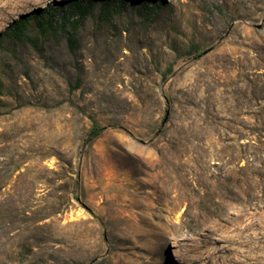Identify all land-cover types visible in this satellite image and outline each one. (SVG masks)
<instances>
[{
  "label": "rangeland",
  "instance_id": "374dc122",
  "mask_svg": "<svg viewBox=\"0 0 264 264\" xmlns=\"http://www.w3.org/2000/svg\"><path fill=\"white\" fill-rule=\"evenodd\" d=\"M79 1L0 0V264H264V0Z\"/></svg>",
  "mask_w": 264,
  "mask_h": 264
},
{
  "label": "trees",
  "instance_id": "16d2710c",
  "mask_svg": "<svg viewBox=\"0 0 264 264\" xmlns=\"http://www.w3.org/2000/svg\"><path fill=\"white\" fill-rule=\"evenodd\" d=\"M71 9H75V13L78 14L80 17H85L86 15L90 14L92 9H93V5H92V2L91 1H86V2H83V1H79V2H75L73 4H71ZM35 16V15H34ZM36 18V23H37V26L40 28V29H43L45 27H49L51 28L52 25H53V21L51 22H39L41 21V17H34ZM63 22H60L59 25L60 26H65L64 23L62 24ZM25 25L23 24V22L21 21H17L15 22L11 28H9L6 32H5V35L10 37V38H14L16 40H20L21 38H25ZM67 34V37H68V42L69 44H72L74 42V39L72 38L71 34L69 33H66ZM255 99V98H253ZM258 125V124H257ZM260 126L262 128H255L253 129V135L255 134L256 136H259L260 137V133L261 134H264V120L263 122L260 124ZM104 131L103 128H100L98 126H94L93 129L90 131L89 133V138L91 139H95L97 137H99L102 132Z\"/></svg>",
  "mask_w": 264,
  "mask_h": 264
},
{
  "label": "bare ground",
  "instance_id": "6f19581e",
  "mask_svg": "<svg viewBox=\"0 0 264 264\" xmlns=\"http://www.w3.org/2000/svg\"><path fill=\"white\" fill-rule=\"evenodd\" d=\"M27 177L15 178L12 180V182H9L10 190L13 189L17 196L16 198L18 201L19 210H22L23 208L26 209L27 207H30L32 205V200H30L29 194L31 189L35 186L37 182H35V180L32 177L31 178H27ZM262 248L264 249V243Z\"/></svg>",
  "mask_w": 264,
  "mask_h": 264
}]
</instances>
